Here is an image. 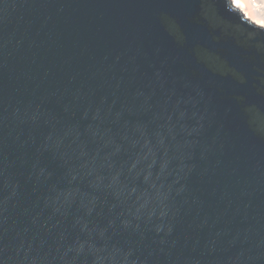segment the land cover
I'll list each match as a JSON object with an SVG mask.
<instances>
[{
    "label": "water",
    "instance_id": "obj_1",
    "mask_svg": "<svg viewBox=\"0 0 264 264\" xmlns=\"http://www.w3.org/2000/svg\"><path fill=\"white\" fill-rule=\"evenodd\" d=\"M0 264H264V30L0 0Z\"/></svg>",
    "mask_w": 264,
    "mask_h": 264
},
{
    "label": "clouds",
    "instance_id": "obj_2",
    "mask_svg": "<svg viewBox=\"0 0 264 264\" xmlns=\"http://www.w3.org/2000/svg\"><path fill=\"white\" fill-rule=\"evenodd\" d=\"M228 12L236 13L241 22L264 30V0H225Z\"/></svg>",
    "mask_w": 264,
    "mask_h": 264
}]
</instances>
